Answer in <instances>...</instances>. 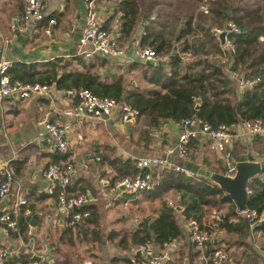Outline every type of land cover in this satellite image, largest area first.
<instances>
[{"label": "crops", "instance_id": "0c3cea01", "mask_svg": "<svg viewBox=\"0 0 264 264\" xmlns=\"http://www.w3.org/2000/svg\"><path fill=\"white\" fill-rule=\"evenodd\" d=\"M115 2L116 0H96L103 21L110 19ZM44 13L43 21L24 24L21 21V1L0 0V60H7L11 64L29 65L51 63L56 59L69 62L76 55L78 39L85 23L84 1L45 0ZM48 17L53 18L56 23L52 27L51 35L46 36L43 28L47 24ZM119 26L120 18L116 16L108 22L107 29L126 48V57L120 60L96 56L92 60L85 59V62L96 64L94 71L105 83L110 84L121 78L123 96L126 92L135 94L129 97L128 102L141 108L145 106L144 97H151L147 95V91L158 89L159 86L148 81L150 70L147 69V65L150 63L139 61L130 50L132 45L140 42L143 33L142 24L138 23L135 31L128 38L120 36ZM228 55L223 52L218 57L225 64L226 74L229 67L233 68ZM160 56L156 65H162L168 71V56ZM70 62L71 65H68L67 70L84 72L81 65ZM59 65L61 64L58 63L52 68L38 67L41 73H38L36 78L43 76L44 80L53 71L60 75ZM50 86L49 93L32 95L25 99L11 96L0 104V140L7 148L5 150L4 145L0 144L3 148L0 152V166L10 161L16 168L10 193L0 199V215L12 209L19 200H25V204L19 205L20 210L30 212L29 215L23 216L22 233L19 227L4 232L0 223V246L7 249L8 260H34L35 257L38 259L34 260L37 264H83L84 262L137 264L150 253L162 250L163 247L157 248L153 244L145 248L134 245L130 240L128 243H120L121 238L115 241L104 236L103 239L102 233L99 234L94 229L97 226L96 206L99 198L108 196L118 205L140 201L143 197L148 203H157L156 213H159L163 201L171 204L176 200L178 203V196L170 195L171 191L152 198L144 193L130 195L115 189L113 178L118 173L112 161L114 158L134 160L147 155H164L175 145L180 123L166 120L158 128H153L148 125L142 114L123 121L119 107H116L104 119L72 122L67 136V152L60 153L47 141L48 133L42 121L47 113L49 121L63 122L64 118L57 112L58 109L69 108L73 106L74 101L61 93L70 87L56 89L54 83ZM236 86L238 87L237 82ZM149 100L151 101L152 98ZM149 109V107L145 108V110ZM155 132H158L159 136H154ZM233 133V149L237 144H242L255 159L262 160L261 139H257L260 145L256 149L253 143L256 136L247 134L243 123L236 124ZM207 143L206 137L198 135L190 144L189 158L186 162H191L200 169L215 172L214 169L220 168L222 162L217 161L218 155L209 150ZM88 152L99 156L100 161L88 157ZM240 154L241 152L238 157ZM172 157L175 159L174 156ZM67 160L73 164L68 189L74 192L87 191L94 197V202L90 205L92 221L76 227L64 226L57 198L47 191L51 181L41 175L47 165ZM156 170L159 169L153 168V172L156 173ZM177 211L181 212V210ZM35 214L38 216L35 220L36 225L31 226L30 221ZM177 218L182 235L166 244L171 247L174 263L207 264V258L191 240L182 215H177ZM91 235L94 237L91 238ZM82 236L90 238L88 245H81L84 241ZM211 236L217 249L229 252L233 264H264V229L252 227L245 236L219 229L214 230Z\"/></svg>", "mask_w": 264, "mask_h": 264}, {"label": "trees", "instance_id": "16d2710c", "mask_svg": "<svg viewBox=\"0 0 264 264\" xmlns=\"http://www.w3.org/2000/svg\"><path fill=\"white\" fill-rule=\"evenodd\" d=\"M200 2L201 0H116L110 19L104 21L107 28L108 22L119 16V32L122 38L130 37L138 23H141L143 33L139 44L151 46L159 55L168 56V71L162 65L151 63L147 65V69L150 70L148 81L159 88L147 91L152 100L144 97L145 106L141 108L128 102L129 97L135 94L126 92L123 96L121 78L110 84L103 82L100 75L94 71L96 64L85 62L81 55H74L70 61L81 65L84 72L67 70L71 62L56 59L51 63L11 64L8 75L12 79L24 82L48 85L54 83L56 89L88 88L95 94L114 97L118 102L122 98L123 102L136 108L139 115L142 114L148 125L153 128H158L166 120L180 123L191 116L212 126L219 123L236 125L258 118L264 122V0H210L207 14L197 12ZM229 21L237 29L231 31L227 37L234 46V51L228 55L232 67L244 78H260L257 84L242 90L237 89L236 82L228 78L224 72L225 64L218 58L223 54V50L212 31L214 28H222ZM58 63L61 64L58 66L61 69L60 75L53 71L44 80L43 76L36 78V75L41 73L38 67L52 68ZM148 107L150 109L145 110ZM257 139L262 140L261 147L264 145V140L256 136L253 142L256 149L260 145ZM242 146L237 144L233 149L236 158ZM217 161L221 162L220 158ZM112 164L118 173L113 182L122 176L139 171L135 166V160L114 158ZM214 171L226 173L222 164ZM153 173L158 177L159 184L144 194L156 198L171 191L178 196V205L182 210L178 212L175 206H169L163 201L156 217L151 222H142L131 233L132 244L138 246L153 244L157 248H162L164 244L182 235L177 215L181 214L184 220L193 218L201 223L208 208H225L212 231L220 229L245 236L252 228L249 218L238 213L232 197L212 183L202 172L186 175L183 172L159 169ZM261 174L262 176L258 175L248 180L247 187L250 193L245 204L246 209H254L258 213L264 209V172ZM51 195L56 196V193L53 192ZM91 216L92 214L82 224L91 222ZM230 219L236 221L232 222ZM254 222L256 223L253 229H264V221ZM18 223L22 233L23 215L19 217ZM214 249L217 248L211 239L205 251L207 264H210V253ZM196 252L199 254L198 250ZM30 260L32 259L23 261Z\"/></svg>", "mask_w": 264, "mask_h": 264}, {"label": "built area", "instance_id": "2783aa9c", "mask_svg": "<svg viewBox=\"0 0 264 264\" xmlns=\"http://www.w3.org/2000/svg\"><path fill=\"white\" fill-rule=\"evenodd\" d=\"M21 1V21L24 24L42 21L45 18V0H20ZM86 8L85 23L78 39V50L76 55H81L85 59L96 56L107 59H120L126 57V48L118 41L117 37L104 26L96 0H83ZM209 0H201L197 12L208 13ZM153 18V17H151ZM55 20L49 18L43 28L46 36L51 35ZM231 31H237L235 25L229 21L227 23ZM222 28H214L212 31L217 33ZM223 52L231 54L234 51L233 44L227 39L226 44L221 46ZM133 56L143 63L157 64L161 56L151 46L134 44L131 46ZM11 63L7 60H0V104L7 98L13 96L18 99L29 98L32 95H43L49 93L51 86L39 82H24L12 79L8 75ZM227 77L237 82L240 90L252 87L260 81L259 77L244 78L239 75L234 68H228ZM62 94L69 96L73 101V106L58 109L57 112L64 118L63 122H52L46 113L42 123L48 133L47 141L53 149L60 152H67V136L70 131L71 123L84 119L95 120L108 117L114 108L119 107L121 119L127 121L139 115V111L126 102H118L114 97L98 95L88 88L71 87L61 91ZM244 128L250 136H259L264 140V122L261 119H254L243 123ZM234 124L219 123L215 126L196 118L188 117L180 122V131L175 145L164 155H147L135 160V166L139 170L134 174L125 175L118 178L114 183L115 189H120L126 194H141L155 189L159 184V179L153 173V168L160 170H174L191 174L185 167V162L189 155L191 142L202 135L208 140V148L216 153L225 168L226 173L233 174L236 170L235 163L237 158L233 153L234 145ZM159 136L158 132L153 133ZM264 157V145L262 147ZM174 156L175 159L172 157ZM88 157L95 161H100V157L88 152ZM264 160V158L262 159ZM73 164L70 160L59 161L47 165L42 170V177L51 181L48 193H56L59 211L63 216L64 226L76 227L82 224L91 215L90 205L94 202V197L87 191H70L68 186L71 182ZM142 170V171H141ZM146 170V171H143ZM16 168L6 161L0 166V199L6 197L11 190L13 177ZM250 190L246 187V194ZM25 204V200H19L12 209L6 210L0 215V223L4 232L16 230L18 219L21 215H29V210L21 211L19 205ZM76 209V210H75ZM242 216L249 218L250 226L253 227L255 220H264V209L258 213L256 210L238 212ZM221 215V214H220ZM220 215L217 218L220 219ZM234 220V219H230ZM186 228L195 247L204 255L207 250V243L211 241L210 229L202 221L190 218L185 220ZM168 244V243H166ZM163 245V249L157 253H150L143 257L137 264H175L171 254V247ZM165 245L167 247H165ZM207 258V257H205ZM210 264H233L228 251L214 249L210 253ZM208 262V261H207ZM0 264H37L34 260L30 261H9L8 251L0 246ZM83 264H91L84 262Z\"/></svg>", "mask_w": 264, "mask_h": 264}, {"label": "rangeland", "instance_id": "374dc122", "mask_svg": "<svg viewBox=\"0 0 264 264\" xmlns=\"http://www.w3.org/2000/svg\"><path fill=\"white\" fill-rule=\"evenodd\" d=\"M210 3V0H209ZM210 4H208L209 7ZM200 12V11H199ZM204 14V13H203ZM0 140V144H1ZM4 145V144H1ZM5 150H7L4 145ZM133 195V194H130ZM136 195V194H134ZM139 195V194H137ZM170 195L176 196L175 193H171ZM99 198L97 201V226L94 228L99 234L102 233L103 239L104 236L111 238L112 240H120V243H128L130 240V235L133 231L137 229V227L145 221L151 222L156 217L157 212V203H148L143 200V197L140 198V201H132L123 203L122 205H118L113 199ZM131 199V198H129ZM154 202V201H153ZM177 201H173L169 206H177ZM225 212V208L215 209L208 208L206 210V216L203 219V222L206 226L211 230V234L213 233L212 228L215 226L214 224L218 222V215ZM179 219V218H178ZM94 236L91 235V238ZM84 240L82 242V246L88 245L90 238H85L82 236ZM135 245V244H134ZM146 244L143 247H147Z\"/></svg>", "mask_w": 264, "mask_h": 264}, {"label": "water", "instance_id": "95a60500", "mask_svg": "<svg viewBox=\"0 0 264 264\" xmlns=\"http://www.w3.org/2000/svg\"><path fill=\"white\" fill-rule=\"evenodd\" d=\"M231 32V27L225 23L217 33L220 46H224L227 41L228 34ZM177 49V46L174 47V50ZM122 101V99H120ZM198 104L196 105V108ZM3 150L0 145V152ZM185 167L192 173H203V175L208 178L212 183L220 187L226 194L230 195L235 202L238 212L245 210L247 194L246 187L247 182L250 178L260 175L264 172V160L255 159L254 156L248 153L246 146H243L241 154L236 160L235 167L236 170L233 174L229 173H217L211 171H203L197 165H194L191 162H186ZM176 210H182V207L176 206ZM76 210V209H75ZM38 216L35 214L30 221V225H36ZM140 251V250H139ZM35 261L38 259L33 257Z\"/></svg>", "mask_w": 264, "mask_h": 264}]
</instances>
